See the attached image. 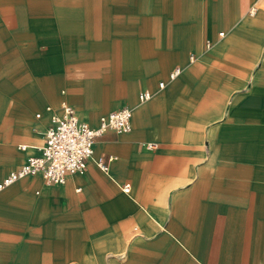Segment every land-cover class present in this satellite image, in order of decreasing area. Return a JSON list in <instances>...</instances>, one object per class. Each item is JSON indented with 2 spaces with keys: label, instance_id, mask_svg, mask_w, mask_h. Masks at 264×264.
Listing matches in <instances>:
<instances>
[{
  "label": "crops",
  "instance_id": "1",
  "mask_svg": "<svg viewBox=\"0 0 264 264\" xmlns=\"http://www.w3.org/2000/svg\"><path fill=\"white\" fill-rule=\"evenodd\" d=\"M62 102L130 130L0 190V264H264V0H0V180Z\"/></svg>",
  "mask_w": 264,
  "mask_h": 264
},
{
  "label": "built area",
  "instance_id": "2",
  "mask_svg": "<svg viewBox=\"0 0 264 264\" xmlns=\"http://www.w3.org/2000/svg\"><path fill=\"white\" fill-rule=\"evenodd\" d=\"M250 12H253V9ZM219 34L221 35L222 32ZM189 58L193 60L195 56L191 53ZM180 71V67H174L169 72V78L176 77ZM158 84L162 87L164 83L160 81ZM151 96L152 93L144 89L139 91L138 100L143 102ZM47 110H50V107H47ZM36 115L38 116L39 113ZM131 115V108L122 106L101 115L97 126L92 127L78 116L71 105L62 102L59 111L50 112L48 125L43 132V143L39 146L38 153L29 156L26 161L9 171L0 180V190L16 179L31 174H40L49 183L62 184L68 174L82 172L90 158L99 169L106 171L113 156H94L95 139L108 130L129 131ZM145 147L152 148L154 143L147 142ZM20 148L23 149L24 145H20ZM122 189L128 192L129 183H124Z\"/></svg>",
  "mask_w": 264,
  "mask_h": 264
},
{
  "label": "bare ground",
  "instance_id": "3",
  "mask_svg": "<svg viewBox=\"0 0 264 264\" xmlns=\"http://www.w3.org/2000/svg\"><path fill=\"white\" fill-rule=\"evenodd\" d=\"M74 108V107H73Z\"/></svg>",
  "mask_w": 264,
  "mask_h": 264
}]
</instances>
